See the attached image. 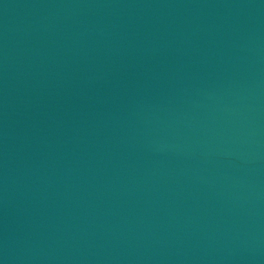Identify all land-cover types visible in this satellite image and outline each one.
Segmentation results:
<instances>
[{"label":"water","instance_id":"1","mask_svg":"<svg viewBox=\"0 0 264 264\" xmlns=\"http://www.w3.org/2000/svg\"><path fill=\"white\" fill-rule=\"evenodd\" d=\"M0 264H264V0H0Z\"/></svg>","mask_w":264,"mask_h":264}]
</instances>
